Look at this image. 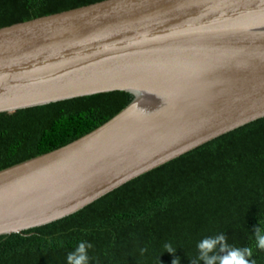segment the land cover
<instances>
[{"label":"water","instance_id":"95a60500","mask_svg":"<svg viewBox=\"0 0 264 264\" xmlns=\"http://www.w3.org/2000/svg\"><path fill=\"white\" fill-rule=\"evenodd\" d=\"M113 90L133 98L107 122L0 170V236L263 117L264 0H103L0 28V113Z\"/></svg>","mask_w":264,"mask_h":264},{"label":"trees","instance_id":"16d2710c","mask_svg":"<svg viewBox=\"0 0 264 264\" xmlns=\"http://www.w3.org/2000/svg\"><path fill=\"white\" fill-rule=\"evenodd\" d=\"M103 0H0V28ZM123 90L0 113V170L98 128L127 105ZM264 116L155 167L78 212L0 236V264H67L80 242L88 264H203L197 244L224 234L264 264ZM171 244L173 253L165 251ZM147 251L141 254V249Z\"/></svg>","mask_w":264,"mask_h":264},{"label":"clouds","instance_id":"9594fccd","mask_svg":"<svg viewBox=\"0 0 264 264\" xmlns=\"http://www.w3.org/2000/svg\"><path fill=\"white\" fill-rule=\"evenodd\" d=\"M156 111H159V109ZM255 238L256 247L264 250V234L261 233L259 227L255 229ZM92 247L91 243L80 242L75 250L67 255V264H88V250ZM164 248L168 253L175 251L171 244H165ZM197 249L199 253L197 260L203 261V264H250L249 258L253 256L252 248L233 247L228 244L227 237L224 234L203 238L197 244ZM140 251L143 254L147 251V248H142ZM172 264H178V260H173Z\"/></svg>","mask_w":264,"mask_h":264}]
</instances>
